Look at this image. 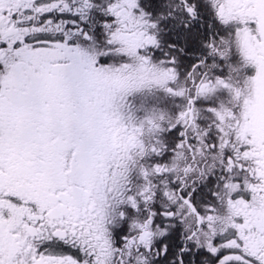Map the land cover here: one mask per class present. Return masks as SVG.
I'll use <instances>...</instances> for the list:
<instances>
[{
  "label": "snow or ice",
  "instance_id": "obj_1",
  "mask_svg": "<svg viewBox=\"0 0 264 264\" xmlns=\"http://www.w3.org/2000/svg\"><path fill=\"white\" fill-rule=\"evenodd\" d=\"M0 264H264V0H0Z\"/></svg>",
  "mask_w": 264,
  "mask_h": 264
}]
</instances>
